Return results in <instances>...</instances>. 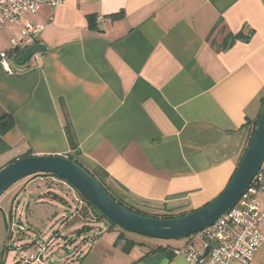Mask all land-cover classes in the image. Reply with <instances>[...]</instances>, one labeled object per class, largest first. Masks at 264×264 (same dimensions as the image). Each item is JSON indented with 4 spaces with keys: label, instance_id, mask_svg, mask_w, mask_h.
I'll use <instances>...</instances> for the list:
<instances>
[{
    "label": "crops",
    "instance_id": "1",
    "mask_svg": "<svg viewBox=\"0 0 264 264\" xmlns=\"http://www.w3.org/2000/svg\"><path fill=\"white\" fill-rule=\"evenodd\" d=\"M27 18L46 23L27 42L45 50L22 66L8 56L10 71L0 63V121L13 120L0 124V169L29 152L72 153L114 198L151 215L193 211L224 189L264 103V0H64ZM11 37L21 42L5 24L0 50ZM49 204L46 223L59 215ZM128 239L125 250L116 232H83L65 264H188L175 250L189 238ZM3 247L0 264L34 250ZM250 264H264V244Z\"/></svg>",
    "mask_w": 264,
    "mask_h": 264
},
{
    "label": "water",
    "instance_id": "2",
    "mask_svg": "<svg viewBox=\"0 0 264 264\" xmlns=\"http://www.w3.org/2000/svg\"><path fill=\"white\" fill-rule=\"evenodd\" d=\"M42 44L28 46L16 57L24 65L34 54L43 52ZM264 163V106L239 163L224 189L205 205L177 217H154L129 210L117 202L85 168L63 155L32 154L20 157L0 169V196L13 184L38 174L62 177L96 209L118 226L155 239L188 238L211 225L230 209L252 182Z\"/></svg>",
    "mask_w": 264,
    "mask_h": 264
},
{
    "label": "built area",
    "instance_id": "3",
    "mask_svg": "<svg viewBox=\"0 0 264 264\" xmlns=\"http://www.w3.org/2000/svg\"><path fill=\"white\" fill-rule=\"evenodd\" d=\"M64 0H0V29L5 24L14 26L20 35L21 42L14 37L9 39L10 48L0 50V63L10 67L7 57L25 52L28 41H31L45 26L46 23L29 20L27 15L36 14L42 6L55 8ZM53 18L49 17V21ZM264 191V163L245 189L236 203L221 215L216 222L190 235L189 242L183 248L176 249L182 253L188 264H250L255 253L264 244V208L261 207L259 196ZM19 200L13 199L6 214L7 240L11 241L14 230L26 232L23 223L24 211ZM82 240L85 239L81 237ZM34 250L20 256L15 264L43 263L46 251L51 242L33 240ZM14 250L28 247L27 241L14 243L6 242Z\"/></svg>",
    "mask_w": 264,
    "mask_h": 264
},
{
    "label": "rangeland",
    "instance_id": "4",
    "mask_svg": "<svg viewBox=\"0 0 264 264\" xmlns=\"http://www.w3.org/2000/svg\"><path fill=\"white\" fill-rule=\"evenodd\" d=\"M38 178H32L33 181L21 180L13 184L0 196V258L3 251V245L6 242L14 246V243L22 242L27 239V243L33 244V240L51 242L49 248L46 251V259H44L45 264H65L68 259L66 256L73 249L74 241H77L78 234L77 230H80L83 225H87L89 230L84 232H92L93 229H102L103 232L112 233L116 232L118 235H124L120 237L126 238H137L146 240H155L154 238L144 236L141 234L134 233L132 231L126 230L117 224H112L108 220L98 219L91 209V206L87 204L79 195V193L69 184L59 179L52 180L51 176H37ZM41 178V179H40ZM17 193L20 197V207L24 211L23 223L26 226L30 225L32 236H28L25 231L20 232L17 229L14 230V236L11 241L7 240L6 232V217L9 206L13 195ZM40 197L42 198L39 201ZM57 204V211L59 215L56 219L53 216V220L50 223H46V220H40V217L44 213H49L55 210V207L50 206L49 203ZM29 203L30 209L28 212V222L25 220V207ZM123 203H125L123 201ZM125 205H127L125 203ZM53 208V209H52ZM182 211H159L154 213L158 214H171L177 215ZM27 213V210H26ZM62 213V214H61ZM149 214V212H148ZM151 215V214H150ZM27 228V226H26ZM91 237L92 234H89ZM68 237L69 240L64 244L65 238ZM73 239V241H70ZM187 238L180 239H167L170 242H181ZM161 240V239H157ZM164 241V239H162ZM19 253V252H18ZM12 253L8 252L5 263L9 264ZM18 254H16L17 256ZM19 256V255H18Z\"/></svg>",
    "mask_w": 264,
    "mask_h": 264
},
{
    "label": "trees",
    "instance_id": "5",
    "mask_svg": "<svg viewBox=\"0 0 264 264\" xmlns=\"http://www.w3.org/2000/svg\"><path fill=\"white\" fill-rule=\"evenodd\" d=\"M25 53V52H24ZM17 56H19V53L18 54H16V57ZM264 106V103H263V105H262V107ZM258 117H259V115H258ZM258 117H257V119H258ZM257 119H255L254 121H253V123H252V127H251V131H250V135H249V138H248V142H249V139H250V137H251V135L253 134V131H254V129H255V124H256V121H257ZM0 124L1 125H3V126H1V132H4V131H6V130H8L9 128H11L12 126H13V120H12V118H10V117H6L5 116V118H3V120H1L0 121ZM67 138H68V142H69V145H70V148L72 149V150H76V142H75V140H74V138H73V136L71 135V133L69 132V131H67ZM248 142H247V144H248ZM247 146V145H246ZM246 148V147H245ZM245 150V149H244ZM243 153H244V151H243ZM242 153V154H243ZM33 153L32 152H29V153H27V154H25L24 156H27V155H32ZM24 156H22V157H24ZM63 156H65V157H68V158H70L71 160H73L75 163H77L78 165H80V166H82L83 168H85L80 162H79V160L72 154V153H69V154H67V155H63ZM242 156V155H241ZM86 169V168H85ZM90 174H92L96 179H97V181L101 184V186L108 192V194H110L111 195V193L109 192V190L107 189V187L104 185V183L102 182V180L101 179H99V178H97L91 171H89L88 169H86ZM51 176L52 177V180H56V179H59V180H61V181H64V182H66L67 184H69L66 180H64L62 177H60V176H58V175H56V174H52V173H38V174H34V175H31V176H28V177H26V178H24V179H22V180H31V178H34V177H37V176ZM56 178V179H55ZM70 185V184H69ZM75 189V188H74ZM76 190V189H75ZM77 191V190H76ZM78 192V191H77ZM79 193V192H78ZM79 195H80V197L85 201V202H87V204H89L90 206H91V209H92V211H93V213L95 214V215H97V217H98V219H105V220H108L110 223H112V224H116V223H114L112 220H110L109 218H107L105 215H103L102 213H100L97 209H96V207L90 202V201H88L84 196H82L80 193H79ZM112 196V195H111ZM112 198H114V196H112ZM117 202H119L121 205H123V206H125L126 208H128L129 210H132L133 212H136V213H139V214H143V215H147V216H154V217H162V218H169V217H177V216H181V215H184V214H186V213H188V212H180L179 214H177V215H171V214H167V213H165V214H158V215H150V214H148V213H145V212H141V211H137V210H134V209H131L130 207H128V206H126L122 201H119V200H117L116 198H114ZM6 216V215H5ZM89 229H91V228H88V226L87 225H83V227L80 229V230H77V234L78 235H80L81 233H83L85 230H89ZM98 231H102V229H99ZM120 237H124V235L122 234H120V235H118L117 236V240H122V238H120ZM7 239V238H6ZM133 244H135V242L133 241V240H130V239H128V238H126L125 237V239H124V244H123V249H125V250H128ZM161 249H163L162 248V246H160V245H157V246H154L153 248H151V250L149 251V252H152V251H155V250H161Z\"/></svg>",
    "mask_w": 264,
    "mask_h": 264
}]
</instances>
